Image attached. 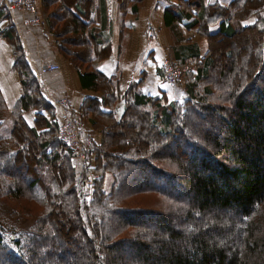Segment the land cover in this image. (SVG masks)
I'll use <instances>...</instances> for the list:
<instances>
[{"label": "trees", "instance_id": "1", "mask_svg": "<svg viewBox=\"0 0 264 264\" xmlns=\"http://www.w3.org/2000/svg\"><path fill=\"white\" fill-rule=\"evenodd\" d=\"M141 1L118 0L121 17L137 14ZM91 3L42 0L81 88L101 92L73 112L102 134L79 171L58 136L59 109L0 0V38L21 84L11 109L0 93V264H264V0L173 1L164 13L176 42L170 60L189 67L181 99L144 94L143 80L132 82L120 117V79L96 66L110 57L111 19ZM185 29L205 39L204 54L183 44ZM130 171L182 194L143 175L130 186ZM28 218L34 223L18 229Z\"/></svg>", "mask_w": 264, "mask_h": 264}, {"label": "crops", "instance_id": "2", "mask_svg": "<svg viewBox=\"0 0 264 264\" xmlns=\"http://www.w3.org/2000/svg\"><path fill=\"white\" fill-rule=\"evenodd\" d=\"M173 1L175 0H142L137 14L128 13L124 17H121L122 14L119 12L118 0H92L89 5L90 11L100 10V7L104 5L111 19L106 31L110 38V57L98 62L96 66L104 74L116 75L120 79L121 98L113 108L118 117L122 115L125 108L123 94L132 82L143 80L139 87L144 94L152 96L166 94L170 99L178 101L181 99L184 81L181 80L179 85L168 82L160 67L164 57L170 58L169 51L171 54L172 49L169 48L176 43L164 20L165 10ZM207 1L227 5L232 0ZM34 2L39 23L32 24L30 15L17 12L12 16L28 61L34 69L47 63H56L60 66L59 71L43 75L39 80L47 98L50 96L65 98L68 103L67 108L78 112L86 97L100 98L101 92L81 88L78 71L59 52L49 32L42 0H34ZM184 37L187 39L184 45L196 43L201 54L204 53L198 40L204 38L186 29ZM188 48L186 46L184 49L185 53ZM13 60L11 46L6 40L0 38V93L9 109L21 96L20 79L18 73L12 68ZM57 108L61 114L63 109ZM104 110L111 109L104 108ZM26 119L30 125H33V112L26 114ZM84 136L92 144L100 143L102 138V134L93 131L89 123L85 125Z\"/></svg>", "mask_w": 264, "mask_h": 264}, {"label": "built area", "instance_id": "3", "mask_svg": "<svg viewBox=\"0 0 264 264\" xmlns=\"http://www.w3.org/2000/svg\"><path fill=\"white\" fill-rule=\"evenodd\" d=\"M6 7L12 16H14L17 12L28 14L32 18V24L39 23V18L36 15L37 9L34 0H10L6 1ZM162 68L164 69L166 79L170 83L180 82L183 79V74L189 70L188 66L187 69L185 66H175L167 57L162 60ZM59 69L60 66L58 64L47 63L36 67V74L39 78L43 75L57 72ZM50 100L57 104L60 108L64 109L59 121L58 131L60 139L68 145V147L73 151V154H75L79 163L85 167L88 160L86 147L87 145H90V142L86 143L81 137V131L84 128L85 123L73 112L67 109L68 103L65 98L50 97Z\"/></svg>", "mask_w": 264, "mask_h": 264}, {"label": "rangeland", "instance_id": "4", "mask_svg": "<svg viewBox=\"0 0 264 264\" xmlns=\"http://www.w3.org/2000/svg\"><path fill=\"white\" fill-rule=\"evenodd\" d=\"M25 15H28V14H25ZM29 16V15H28ZM254 19L256 20V16H253V17H251V18H249L248 20H245V21H243V25H246V23H249L250 22V24H252V22L254 21ZM199 41H200V44L202 45V48H203V50H202V52H206V50H207V42L204 40V39H198ZM197 40V41H198ZM216 40V39H215ZM227 42H228V46H231V41L230 40H226ZM222 43V42H221ZM221 43H217V44H221ZM237 43H239V42H237ZM164 44V43H163ZM164 46H165V44H164ZM173 45H171V47L169 48V49H173ZM169 51V50H168ZM203 53V54H204ZM169 54H170V51H169ZM170 56V55H169ZM169 58V57H168ZM170 59V58H169ZM171 61H173V60H171ZM173 64L176 66V63H174L173 62ZM185 68L187 69V66H185ZM187 72V71H186ZM185 72V73H186ZM183 80V79H182ZM179 84H180V82H178ZM178 84V85H179ZM7 129V128H6ZM5 131V130H4ZM209 131H211V132H214V129H209ZM171 150H173L172 148H171ZM138 168V167H137ZM17 173H20V176H22L24 179H27L26 178V173H25V170L23 169V168H20V169H18L17 170ZM129 173H131V174H129V175H127V178H128V181H129V185L131 186V185H137V184H139V183H141L142 181H141V177L142 176H140V175H143V177H144V180H148L151 184H157L158 186H162L168 193H173V194H177V195H181L182 194V191L181 190H178L177 188H175V187H173L172 185H171V183H168L167 184V186H166V188H165V186L164 185H162V183H163V181H153V178L151 177V176H149V175H147V177H145L144 175H146V174H143V173H141L140 175L139 174H137V173H135L134 171H130ZM139 181V182H138ZM141 181V182H140ZM111 183H112V181H111ZM111 183H110V181L109 182H107L106 183V190L108 191L109 189H110V186H111ZM0 185H1V181H0ZM0 191H1V188H0ZM34 223V219H30V218H28V219H23V220H21L20 222H18L17 224V228L18 229H27V228H29L32 224ZM10 232H7L6 233V239L9 241L10 240ZM126 253V252H125ZM125 253H123L124 255H125ZM127 255V254H126ZM46 258L45 257H43V258H41V262H43L44 260H45ZM47 259H48V257H47ZM65 259H67L68 261H70L71 260V258H65Z\"/></svg>", "mask_w": 264, "mask_h": 264}]
</instances>
